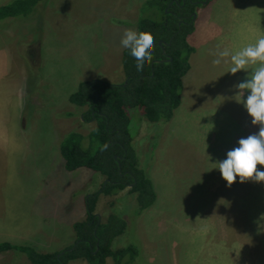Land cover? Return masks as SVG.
<instances>
[{
    "label": "rangeland",
    "instance_id": "rangeland-1",
    "mask_svg": "<svg viewBox=\"0 0 264 264\" xmlns=\"http://www.w3.org/2000/svg\"><path fill=\"white\" fill-rule=\"evenodd\" d=\"M194 13V31L187 37L194 54L183 77L181 104L171 120L150 123L139 108L127 110L138 168L151 180L156 194L153 206L141 212L131 186L105 195L100 190L104 177L99 173L84 168L66 171L55 151L53 133H59L56 125L63 122L60 113L67 108L69 112L75 109L67 133L85 136L91 131L94 122L82 116L86 108L73 107L67 97L88 78L121 84L124 74L118 51L123 32L137 29L140 19L160 20L161 12L149 0H42L27 16L0 22V27L17 33L6 42L13 68L8 75L9 66L0 62V87L12 76L10 86L18 85L26 95L16 122L23 133L16 130L15 136L28 155L24 158L16 152L14 165L19 167L11 162L6 165L13 141L9 122L1 119L0 233L5 203L11 213L5 215L8 221L25 213L58 231L64 220L77 219L83 199L98 192L93 214L100 216V222L109 214L125 220V231L113 240L111 249L135 247L138 254L132 264H213L212 255L216 263L226 258L227 251L232 255L235 250H249V264L264 262V255L258 254L259 250L264 253V182L251 180L246 189L238 191L241 185L235 181L228 186L215 168V163L238 147L241 138L256 134L251 129L258 125L244 120L247 111L234 98L235 85L249 73L232 75L229 63H212L213 53L223 49L234 53L264 34L263 1L208 0L197 5ZM33 45L37 56L32 61L29 48ZM257 170L264 171V167L258 165ZM31 174L37 175L35 183H20L22 176ZM241 209L249 215V222L242 219ZM211 225L219 226V232L210 229ZM104 264L114 261L108 257Z\"/></svg>",
    "mask_w": 264,
    "mask_h": 264
},
{
    "label": "trees",
    "instance_id": "trees-1",
    "mask_svg": "<svg viewBox=\"0 0 264 264\" xmlns=\"http://www.w3.org/2000/svg\"><path fill=\"white\" fill-rule=\"evenodd\" d=\"M40 1L12 0L0 7V21L27 16ZM177 1L180 3V0ZM149 2L161 12V19H140L136 31L148 32L154 37L156 44L152 50V62L138 72L134 58L128 49H124V81L121 84H111L102 79L80 82L68 101L86 108L83 119L94 122V127L85 136L77 132L67 133L59 145L66 171L84 168L104 177L105 184L100 189L102 194H113L131 185L130 192L136 196L139 212L153 206L156 194L151 180L138 168L128 132L127 110L139 108L150 123L171 120L181 103L183 77L190 69L188 60L193 52L187 41L194 31L193 23L178 25L177 19L167 12L173 0ZM189 9L192 10L193 6L187 2L184 14ZM171 10L179 13L174 4ZM159 41H162L161 45ZM156 60L165 61L156 63ZM97 199L98 192L86 198V219L73 224V246L56 253H40L30 245L0 243V251L18 250L31 264H68L75 260L104 264L108 257L113 259L114 264H132L138 254L135 247L111 249L113 240L125 231V220L116 214H109L104 221L98 222L93 214Z\"/></svg>",
    "mask_w": 264,
    "mask_h": 264
},
{
    "label": "crops",
    "instance_id": "crops-1",
    "mask_svg": "<svg viewBox=\"0 0 264 264\" xmlns=\"http://www.w3.org/2000/svg\"><path fill=\"white\" fill-rule=\"evenodd\" d=\"M12 0H0V7L4 6L6 4H8L9 2H11ZM263 1V5H264V0ZM16 18V17H14ZM8 19H12V18H8ZM4 20V19H3ZM2 21V20H1ZM0 21V22H1ZM4 25V24H3ZM137 28V25H136ZM136 31V29H135ZM15 35H17V33L14 31V33L12 31H10V28H7L6 26H1L0 27V42L3 43V45L0 43V54L2 53L3 55H0V62L2 61L4 63V67L5 66H9V69L6 71L8 72V75L12 72H10V67L13 68L12 66V61L11 59H9V55L11 53V51L9 50V43H6L7 41H9V39H11L12 37H15ZM37 46L33 45L31 46L29 49H31L30 51V56L32 61L34 59H36L37 56ZM120 50L118 51V55H119V60L121 61L120 64H118L119 66H121V70H122V54H123V50L124 48L122 46H120ZM194 54V50L191 53V55ZM190 55V56H191ZM25 58H27L26 53L24 54ZM5 71V69L3 70ZM89 80L91 78H88ZM87 79V80H88ZM84 80V81H87ZM88 80V81H89ZM12 81V76L8 77L7 82L4 79L3 82L4 85L1 84L0 87V123L3 121L1 119L4 118V120H7L8 123V129L10 130V140L13 141L12 145L9 146L8 148V156L6 158H8V160L6 161V165H8L10 162L12 163V165L14 167H19L18 165H14L15 161H16V157L13 155L16 152H19L21 154V157L25 156L24 158H26V156L28 155H24V153L22 152V149L24 151H26L27 149L24 148L23 146H21L22 144L18 142V138H16L15 136V131L17 130L19 134L23 133V130L18 128L16 122H18L21 118V107L22 104H24V100L26 99V95L24 93H22L18 87V85H11L10 83ZM83 82V81H82ZM13 92H15L16 98L11 99V95L13 94ZM73 93V92H72ZM70 93L69 96L72 94ZM67 97V102L68 104H71L68 101ZM181 104V103H180ZM2 105V106H1ZM73 105V104H72ZM73 107H75V105H73ZM1 108H3V111L1 110ZM178 109V108H177ZM74 110L75 109H71V111L69 112V108H67L64 112V110H61L60 116L63 119V122L59 125H56V128L58 130L59 133H56L54 135L53 133V138L55 140V151L58 152V154L60 155V151H59V145L60 142L63 138V136L67 133V131L69 130V120L68 119H72V123L74 122ZM65 121V125H64V120ZM251 118L248 116L245 117L244 120H250ZM73 126V124H72ZM251 126V125H250ZM249 131H253V133H258L259 128L258 126L255 127V129H251L250 127H248ZM251 133V132H250ZM29 149V148H28ZM43 150V146L40 147V151ZM29 153V152H28ZM30 155H33L32 153H29ZM34 156V155H33ZM56 157V161L59 162V159L57 157V155H55ZM61 157V155H60ZM39 158V157H38ZM30 160L31 157H30ZM59 164V163H58ZM61 164L64 167V163H63V159L61 157ZM27 167V166H25ZM28 168V167H27ZM39 175H41L40 170H38ZM73 172V171H72ZM35 180H37V175H25L22 176L20 178V183L23 182L24 184H32L35 183ZM236 182L241 185L239 186L238 191L246 189L249 184L251 183V180H248L244 183H240L239 178L236 179ZM29 196L31 195L28 192ZM20 197L22 196V194H19ZM36 192L33 195V199L37 198L36 197ZM233 196H228L229 198H233V199H239L237 197ZM239 196V195H237ZM241 196V195H240ZM245 197V195H243ZM244 197H240V199H244ZM5 201L8 200L7 195L4 196ZM83 205L80 208L79 212H78V216L77 219H66L63 221L62 223V228H58V231L56 230L57 228L54 227L52 230L51 229H47L46 228V224L41 220V219H37V218H27L26 214H22V217L18 220H12V221H8V217L10 216L11 213L8 210L9 208L7 207V204L5 203L4 206V213H3V219L4 220V224L1 226L2 229V233H0V243H9L12 245H24V244H30L31 246H33L34 248H38L40 250H42V252L40 253H56L66 247H68V245L72 244L75 241V233L73 230V224L76 222H82L84 221V219L86 218V210H85V200H82ZM246 209V208H245ZM245 209H241L243 211V213L245 215H243L242 219L244 221H248L249 222V215H247L244 210ZM247 210V209H246ZM38 211L36 212V215ZM8 221V223H7ZM215 228V229H214ZM210 229H213L216 232H219V226L217 225H211ZM64 232L63 234H60L59 232ZM55 233H58V236H56ZM59 237V238H58ZM58 243L57 246H54V243ZM244 248H247L248 246L243 245ZM258 254H263V252H261L260 250L258 251ZM212 263L213 264H238V262H242L241 264H249V260L251 259L250 256V251H243L240 253L237 252L236 250L233 251V254L231 255V251H227V255L226 258H222L221 261H216L217 257L212 255ZM0 263H5V264H31L27 258L23 255V253H21L18 250L15 249H8V250H4V251H0ZM76 261V262H75ZM75 261H71L72 263L70 264H87L85 261L83 260H75ZM29 262V263H28ZM80 262V263H79ZM249 262V263H248ZM69 264V263H68ZM251 264H255V263H251ZM258 264H264V262L261 263V261L259 260Z\"/></svg>",
    "mask_w": 264,
    "mask_h": 264
},
{
    "label": "clouds",
    "instance_id": "clouds-1",
    "mask_svg": "<svg viewBox=\"0 0 264 264\" xmlns=\"http://www.w3.org/2000/svg\"><path fill=\"white\" fill-rule=\"evenodd\" d=\"M120 44L129 50L138 72H142L145 65L152 62V50L156 41L150 33L125 29ZM213 55L216 57L212 61L213 65L218 66L222 61L229 63V72L232 75L240 71L249 73L243 82L235 85L234 98L237 103L243 104L252 125L259 126L258 133L241 138L238 147L230 150L225 160L215 163V168L228 186L237 177L240 183L248 180L264 182V171L257 170L258 165L264 167V34L255 43H250L234 53L223 49ZM245 92L248 93L246 99Z\"/></svg>",
    "mask_w": 264,
    "mask_h": 264
},
{
    "label": "flooded vegetation",
    "instance_id": "flooded-vegetation-1",
    "mask_svg": "<svg viewBox=\"0 0 264 264\" xmlns=\"http://www.w3.org/2000/svg\"><path fill=\"white\" fill-rule=\"evenodd\" d=\"M204 1H206V3L208 2V0H180L179 3L177 0H173V2H171L168 5L167 12L177 19L179 26L189 24L191 23L192 15L195 14L194 13L195 7L197 5H202ZM187 2H189V4L193 6V9L192 10L189 9L190 11L187 14H184L185 12L184 7ZM172 4L176 5L179 8V13H175L174 11L171 10Z\"/></svg>",
    "mask_w": 264,
    "mask_h": 264
},
{
    "label": "water",
    "instance_id": "water-1",
    "mask_svg": "<svg viewBox=\"0 0 264 264\" xmlns=\"http://www.w3.org/2000/svg\"><path fill=\"white\" fill-rule=\"evenodd\" d=\"M204 4H206V1L203 2V5H204ZM194 19H195V14L192 15L191 22H193ZM158 44L161 45V44H162V41H159ZM164 61H165V60H156L155 62H156V63H159V62H164ZM115 158H116V157H115ZM103 184H105V182H104ZM130 186H131V185H130ZM95 216H97V218H98V222H100V216H99V215H95ZM96 250H97V249H96Z\"/></svg>",
    "mask_w": 264,
    "mask_h": 264
}]
</instances>
